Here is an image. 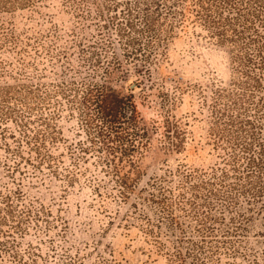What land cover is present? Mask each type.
Returning <instances> with one entry per match:
<instances>
[{
	"label": "rangeland",
	"instance_id": "1",
	"mask_svg": "<svg viewBox=\"0 0 264 264\" xmlns=\"http://www.w3.org/2000/svg\"><path fill=\"white\" fill-rule=\"evenodd\" d=\"M105 6V0H0V264H264V198L250 205L240 191L221 189L236 204L211 199L205 225L211 234L205 227L199 234L197 214L182 206V192L191 199L190 185L207 179L211 169L219 173L230 152L214 141L208 105L217 86L229 88L237 79L226 52L198 36L190 21L156 63L155 86L137 88L133 74L118 85L125 93L133 90L138 113L158 128L136 156L141 181L131 200L124 203L117 187L103 183L112 172L102 155L80 157V118L58 90L85 69L80 51L100 40L98 17L107 16ZM172 77L181 78L182 92L174 90ZM167 116L185 136L177 153L165 148ZM116 164L120 175L130 172L127 162ZM181 167L185 174L178 173ZM163 178L168 212L144 201L131 208L133 198L159 196L156 185ZM234 182L231 177L226 186ZM198 196L203 216L207 189ZM238 213L248 221L234 241L235 256L221 241ZM169 214L178 229L157 227L159 216ZM178 240L184 241L175 258ZM199 240H205L201 250L194 248Z\"/></svg>",
	"mask_w": 264,
	"mask_h": 264
},
{
	"label": "trees",
	"instance_id": "2",
	"mask_svg": "<svg viewBox=\"0 0 264 264\" xmlns=\"http://www.w3.org/2000/svg\"><path fill=\"white\" fill-rule=\"evenodd\" d=\"M105 1L107 16L98 17L100 40L92 44L87 42V46L81 48L85 69L77 72L79 76L75 81L62 83L58 92L68 99L71 112L80 118L85 136L78 151L80 157L102 155L98 157L104 158L103 164L112 172L103 183L117 187L124 203L131 200L133 190L141 181L140 172L135 170L136 156L150 143L151 135L156 134L158 128L138 113L133 90L125 93L118 85L133 74L137 78V88L149 90L155 86L159 79L156 63L166 58L170 40L187 21L200 29L198 36L207 37V41L224 50L230 60L237 79L229 82V88L217 86L208 105L214 141L217 144L221 141L220 145L230 152L219 173L215 168L211 169L207 179L199 185H190L189 190L192 189L194 194L191 199H186L182 192V206H189L197 214L199 234H203L204 227L207 234H211L213 228L205 226L211 222L209 215L214 207L211 199L227 203V206L236 204L228 194H220L221 189L240 191L247 195L249 204L264 198V0ZM110 31L115 34L114 39L109 36ZM170 79L175 84L174 90L182 92L181 78ZM164 106L161 103V107ZM162 128L166 150L180 152L185 136L178 123L167 116ZM36 151L39 153L38 148ZM116 155L120 158L115 159ZM116 160L127 162L130 172L120 175ZM240 162L242 172L237 165ZM186 171L181 167L178 173L185 174ZM185 177L192 178L190 175ZM231 177L235 182L226 186ZM166 181L163 178L156 185L159 196L148 193L146 199L133 198L131 208H137L144 201L168 212L171 205L165 195ZM204 189L209 197L203 202L202 216L198 195ZM223 220L218 218L214 223ZM246 221L245 214L238 213L237 219L233 218L222 232L221 243L229 246L235 256L239 252L234 241L241 236ZM163 225L178 229L170 214L159 216L157 227ZM200 238L205 239V236ZM183 241L176 242L175 258H180ZM204 241L194 243V248L203 249ZM180 261L187 264L186 260Z\"/></svg>",
	"mask_w": 264,
	"mask_h": 264
},
{
	"label": "water",
	"instance_id": "3",
	"mask_svg": "<svg viewBox=\"0 0 264 264\" xmlns=\"http://www.w3.org/2000/svg\"><path fill=\"white\" fill-rule=\"evenodd\" d=\"M135 87V84L131 85V88H134Z\"/></svg>",
	"mask_w": 264,
	"mask_h": 264
}]
</instances>
